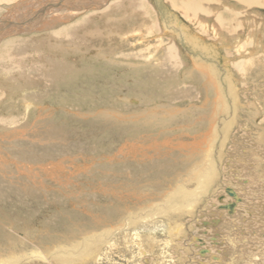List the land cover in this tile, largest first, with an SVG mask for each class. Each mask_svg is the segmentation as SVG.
Instances as JSON below:
<instances>
[{
    "label": "rangeland",
    "instance_id": "rangeland-1",
    "mask_svg": "<svg viewBox=\"0 0 264 264\" xmlns=\"http://www.w3.org/2000/svg\"><path fill=\"white\" fill-rule=\"evenodd\" d=\"M2 1L0 20L8 12L2 7L13 4ZM189 1L194 0H140L143 8L139 4L128 11L130 22H121L109 43L46 48L56 71L49 85L33 83L16 91L8 86L0 116L19 114L23 123L0 126V257L8 261L15 254L21 260L4 264L47 257L52 248H70L88 237L86 258L74 255L62 263L225 262L211 260L207 247L229 264H264V0H195L203 6L199 13L184 10ZM86 10L52 23L64 26L96 9ZM172 12L182 30L174 26ZM48 32L31 34L46 37ZM184 32L198 40L196 49L182 38ZM170 42L176 45L172 67L161 50ZM205 62L215 66L219 95L196 68ZM22 94L28 95L25 103ZM105 111L116 119L103 118ZM210 140L216 176L194 199V213L172 212L167 203L179 199L174 192L195 187V175L204 168L200 149ZM227 186L243 199L234 215L219 208L231 200ZM157 205L167 206L173 228L182 223L186 229L173 243L161 229L163 214L153 212ZM149 213L150 219L129 223Z\"/></svg>",
    "mask_w": 264,
    "mask_h": 264
},
{
    "label": "bare ground",
    "instance_id": "bare-ground-1",
    "mask_svg": "<svg viewBox=\"0 0 264 264\" xmlns=\"http://www.w3.org/2000/svg\"><path fill=\"white\" fill-rule=\"evenodd\" d=\"M65 1V2H64ZM126 0H68L66 2V0H4L2 2L5 3H9L12 2V5H9L8 7H2L4 8L7 12V16L3 19L0 20V90H4L2 91V95H0V104H2L1 102L5 99V97H7L8 92H10V90L12 88H14L13 90L16 91L18 89H24V87H28L29 89H31V85L33 83H37L40 84L42 86H45L44 83L48 82V85L50 84V81L52 80L51 74L56 72L54 69V65L52 64V59L50 58L49 55H46V48H50L53 47L54 48H60L62 46H71L72 48H78V50L81 48V46L86 45V43H93L92 45H94V43L97 46H100V43L106 42L109 43L113 38H111L114 32H117L115 30L118 29V27L120 26L121 22H125L128 23V21L130 22L129 19V15H128V11L133 9L134 7L136 8L137 6H140L141 2H139L140 0H137V4L134 2H129L128 5L127 3H125ZM203 1V0H202ZM179 2V1H178ZM173 3V2H172ZM177 3V2H176ZM175 3V4H176ZM127 6H126V5ZM140 4V5H139ZM1 2H0V9H1ZM8 5V4H7ZM172 5V4H171ZM177 5V4H176ZM181 5H183V3H181ZM142 6V5H141ZM184 10H188L192 13H199V11L204 12L203 11V6L198 2V1H189L186 2L184 4ZM66 7V8H65ZM131 7V8H129ZM17 8V10H16ZM67 8H70L69 10H67ZM91 8H95V12H90L88 14H86L85 16H82L81 18H77L75 20L72 21V23L70 24H64V26H61V24H54L52 23V19H59L61 18V20L63 18H70L72 16H74L75 11L80 10L85 11L86 9H91ZM134 8V10H136ZM143 8V6H142ZM99 9V10H97ZM2 10V9H1ZM66 11H70V14H65ZM88 10H86L87 12ZM120 11V12H119ZM143 11V10H142ZM119 12V14H118ZM132 12V11H131ZM145 12V11H144ZM176 12V11H174ZM141 13V11H140ZM138 14L139 16H142L141 14ZM150 13V12H149ZM185 13V12H184ZM134 14V13H133ZM144 14V13H142ZM171 14V13H170ZM54 15V16H53ZM172 15H177L175 13L172 12ZM204 15V14H203ZM134 16V15H132ZM146 16V14H145ZM144 16V17H145ZM138 17V16H137ZM68 18V19H69ZM143 18V17H140ZM174 18V17H173ZM104 19V20H103ZM123 20V21H121ZM142 20V19H141ZM57 21V20H55ZM71 21V20H70ZM100 21H104L105 23L100 24ZM152 20H150L151 22ZM58 22V21H57ZM99 22V23H98ZM140 23V22H138ZM144 23V21H143ZM152 24V22H151ZM150 24V25H151ZM156 24V23H154ZM127 25V24H126ZM125 25V26H126ZM131 25V24H130ZM141 25V24H140ZM145 25V24H144ZM148 25V23H147ZM153 25V24H152ZM158 25V24H157ZM138 26V25H137ZM149 26V25H148ZM175 27H177V30H182L181 27L182 24L179 21V18L176 16L175 17ZM183 26L186 27V25L184 24ZM145 27V26H143ZM147 27V26H146ZM157 27V26H156ZM126 29H128V27H125ZM130 28V27H129ZM137 28V27H136ZM154 28V25L151 27ZM150 28V29H151ZM172 28V27H171ZM125 29V30H126ZM156 29V28H155ZM165 29V28H164ZM42 30H46L48 33L46 35V37L44 36H36L33 35L35 33H38ZM120 30V29H119ZM118 30V31H119ZM160 30V29H158ZM162 30V29H161ZM190 30V29H188ZM137 31V29H136ZM186 31V29H185ZM125 32V31H124ZM159 32V31H157ZM169 32V31H168ZM120 33V32H119ZM118 33V34H119ZM194 33V32H193ZM158 34V33H157ZM167 34V33H166ZM180 34V33H179ZM178 34V37H179ZM192 34V32H191ZM31 35V36H30ZM123 35V34H122ZM129 35V34H128ZM140 35V34H139ZM154 35V34H152ZM174 35V34H173ZM195 35V34H194ZM119 36V35H118ZM121 36V34H120ZM126 37V35H124ZM182 38L187 42L190 43L193 48H197L199 46V44L197 43L198 40H195L193 37L191 38L189 34H187V32L182 33ZM176 37V34H175ZM119 38V37H118ZM98 39V40H97ZM157 41L158 39H160V37H156ZM201 39V38H200ZM97 40V41H96ZM118 40V39H117ZM124 40V39H123ZM160 41V40H159ZM158 41V44H159ZM120 42V41H119ZM173 42V41H172ZM168 43L166 46H162L161 50L164 51V56L160 57L163 59H165L166 63H168V65L171 66V61L176 60L173 57V54L176 52H174V47L171 43ZM84 43V44H83ZM161 43V41H160ZM88 45V44H87ZM86 48H89V45ZM105 45V44H103ZM205 45V44H203ZM126 46V45H125ZM179 46V45H178ZM107 47V46H106ZM158 47V46H157ZM92 48V47H91ZM93 52H97V48L95 49ZM190 48V47H189ZM205 47H202V49ZM109 49V48H108ZM107 49V51H108ZM141 49V48H139ZM137 49L136 51L139 52L141 50ZM208 48H205V50ZM63 50V49H62ZM84 50V49H83ZM88 50V49H86ZM93 50V49H92ZM110 50V49H109ZM130 50V49H128ZM128 50H126L128 52ZM139 50V51H138ZM160 50V51H161ZM201 50V48H200ZM204 50V49H203ZM204 50V52H205ZM68 51V50H67ZM85 51V50H84ZM119 51V50H118ZM132 51V49H131ZM154 51V50H153ZM161 51V52H162ZM208 51V50H207ZM89 53L91 51H86V53ZM120 52V51H119ZM124 52V51H123ZM135 52V51H134ZM142 52V51H141ZM56 53V52H55ZM81 54L84 52H80ZM85 53V54H86ZM112 53V51H111ZM121 53V52H120ZM160 53V52H159ZM60 54H62L60 52ZM100 54V53H99ZM115 54V53H114ZM126 54V53H124ZM129 54H131L129 52ZM136 53V57H137ZM140 54V52H139ZM142 54V53H141ZM151 53H149L148 55H150ZM177 54V53H176ZM179 54V53H178ZM64 55V54H63ZM79 55V54H78ZM132 55V54H131ZM129 55V56H131ZM147 55V57H149ZM60 56V55H59ZM105 56V55H104ZM109 56V55H108ZM107 56V57H108ZM135 56V55H133ZM132 56V57H133ZM158 56V55H157ZM155 56V57H157ZM179 56V55H178ZM177 56V57H178ZM31 57V58H30ZM83 57V55H82ZM95 57V56H94ZM106 57V58H107ZM154 56H150V58H152ZM180 57V56H179ZM199 57V56H198ZM60 58V57H58ZM109 58V57H108ZM146 58V56H145ZM191 58V57H190ZM111 59V58H110ZM61 60V59H60ZM159 60V59H158ZM108 61V60H107ZM145 61V60H144ZM147 61V60H146ZM150 61V60H149ZM147 61V62H149ZM160 61V60H159ZM56 63V61H54ZM62 62V60H61ZM125 62V61H124ZM146 62V63H147ZM59 63V61H58ZM151 64V61L150 63ZM173 64V63H172ZM201 64V63H200ZM209 64V63H208ZM61 65H63V62L61 63ZM202 65L204 67H202ZM65 66V65H64ZM62 66V67H64ZM144 66V65H143ZM199 67H196L199 69L200 74L203 78H205L208 83H210V85L213 87L214 91L216 94H221V89L219 87V83L217 81V77L215 76V72H214V67L211 66H207L206 62L205 65L201 64L198 65ZM58 67V66H57ZM61 67V68H62ZM145 67V66H144ZM137 68V66H136ZM195 68V69H196ZM57 69V68H56ZM67 69V68H66ZM132 69V68H131ZM139 69V68H138ZM144 69V68H142ZM140 69V70H142ZM60 70V69H59ZM140 72V71H139ZM190 72V71H189ZM72 73V72H71ZM137 73V72H136ZM53 75V74H52ZM64 75V74H63ZM51 77V78H50ZM58 78V77H56ZM21 79V81H20ZM59 79V78H58ZM55 80V79H54ZM56 81V80H55ZM54 81V82H55ZM228 81V80H227ZM226 81V82H227ZM231 82V81H230ZM233 85V82H231ZM227 84V83H226ZM230 84V83H229ZM39 85V86H40ZM12 87L11 89L8 87ZM33 86V85H32ZM234 87V85H233ZM4 88V89H3ZM5 88H9L8 91H6L7 89ZM38 88V87H37ZM16 89V90H15ZM41 89V87H40ZM39 89V90H40ZM127 89V88H126ZM235 89V87H234ZM22 91L23 90H19ZM41 91V90H40ZM229 91V90H228ZM38 92V91H37ZM233 92V91H231ZM236 92V91H235ZM234 92V94H235ZM238 92V91H237ZM11 93V92H10ZM134 95V94H133ZM237 95V94H235ZM234 95V96H235ZM25 94H22V98L20 97V101H22V103H25V100H27ZM43 97V95H42ZM147 97V96H146ZM30 99L34 100V94H30ZM36 99V98H35ZM132 100V99H131ZM236 100V99H235ZM42 101V100H41ZM130 101V100H129ZM133 101V100H132ZM135 101V100H134ZM138 101V100H137ZM218 102L221 100H217ZM238 101V100H237ZM33 102V101H32ZM215 102V101H214ZM35 103V102H34ZM217 102H215L216 104ZM233 104H235L234 102H232ZM219 104V103H218ZM222 106V105H221ZM233 106V105H232ZM193 107V106H192ZM220 107V106H219ZM26 108V105H25ZM34 108V107H33ZM120 108V107H119ZM217 108V107H216ZM27 109V108H26ZM24 110V109H23ZM213 110V109H212ZM119 111V110H118ZM101 112V111H99ZM98 112V114H99ZM140 112V111H139ZM101 114V113H100ZM99 114V115H100ZM108 114V115H107ZM136 114V113H135ZM146 114V113H145ZM104 115L103 118H107L109 119L108 121H110L111 117H114L116 119V115H111L110 117V112L109 113H105L101 114ZM106 115V117H105ZM122 115V114H119ZM147 115V114H146ZM130 116V115H128ZM135 117V116H134ZM22 115H14L13 117H11V114H7V115H1L0 116V126H8V127H15V126H19L18 125V121L20 119H22ZM102 118V116L100 117ZM122 118V116H121ZM140 118V117H139ZM112 119V118H111ZM113 119V120H115ZM123 119V118H122ZM126 119V118H124ZM233 119V118H232ZM25 120V118H24ZM105 120V119H102ZM119 120V119H118ZM117 120V121H118ZM21 121V122H20ZM20 124L23 123L22 120H20ZM26 121V120H25ZM24 121V122H25ZM231 121V120H230ZM233 121V120H232ZM119 122V121H118ZM127 122V121H125ZM131 122V121H130ZM141 122V121H140ZM227 122V121H226ZM225 120L224 123L226 124ZM6 123V124H5ZM26 123V122H25ZM132 123V122H131ZM233 123V122H232ZM231 123V125H232ZM35 124V123H34ZM118 124V123H117ZM224 124V125H225ZM22 125V124H21ZM223 125V126H224ZM228 125V124H226ZM42 126V125H41ZM222 126V128H223ZM229 126V125H228ZM38 127V126H37ZM214 128V127H213ZM227 128V127H226ZM224 127V129H226ZM18 133V132H17ZM21 133V132H20ZM225 133V132H224ZM223 133V136H224ZM215 134V133H214ZM213 134V135H214ZM212 137V136H211ZM213 138V137H212ZM225 141V140H224ZM221 143V142H220ZM212 141H207L206 144H204V147L202 149H200L203 152V160H204V168H201V170L197 171V174L195 175L196 178V185L193 189L191 190H187L185 188V186H181L184 188H178V190L176 192H174L175 197L174 198H179L178 200H175L173 198H171V201H169L167 204L175 211H180L181 213H192L193 210L192 208H194V199L200 198V196H202L204 193H206L208 187L210 186V182L213 179V177L216 176L217 174V167H216V161L213 158V150H212ZM181 145V144H180ZM133 146V145H132ZM196 146L198 147V145L196 144ZM195 146V147H196ZM43 147V146H42ZM175 147V146H174ZM185 147V146H184ZM214 147V146H213ZM132 148V147H131ZM183 148V147H182ZM200 148V147H198ZM168 149V148H167ZM156 150V149H155ZM192 150V149H191ZM142 151V150H141ZM193 151V150H192ZM135 152V151H134ZM196 152V151H195ZM140 153V152H139ZM183 153V151H182ZM200 153V151H199ZM198 153V154H199ZM221 154V153H220ZM216 155V154H215ZM214 155V156H215ZM221 158V157H220ZM202 160V161H203ZM2 166V165H1ZM226 188H230L232 189V191L235 193V196H230L231 200L225 202V203H234V207L231 211L225 209L227 212L233 214L235 212H237V206L238 203L241 202L242 196L236 191V189H234L231 186H227ZM174 191V190H173ZM207 195V194H206ZM173 196V195H172ZM202 198V197H201ZM173 199V200H172ZM193 199V200H192ZM228 200V199H227ZM224 203V204H225ZM148 204V203H147ZM157 207V208H156ZM155 208L157 209L156 211H153L154 213H162L164 216V220L162 222H164L163 225H160L163 229L166 231V233L168 234V237L170 238V241L173 243V237L176 235H179L180 231H184L183 230V225L182 223H179L177 225V229L173 228V226H171L170 224V214L171 212L169 211V214L167 209H166V205L164 206H159L157 205ZM219 208H222V204L219 205ZM224 209V208H222ZM171 210V209H170ZM176 211V212H177ZM224 212V211H223ZM153 213V214H154ZM178 213V212H177ZM174 212V215L177 214ZM179 213V214H181ZM194 213V212H193ZM218 213V211H217ZM222 213V212H221ZM161 214V215H162ZM158 215V214H156ZM182 215V214H181ZM198 215V214H197ZM223 215V214H222ZM234 215V214H233ZM177 216V215H176ZM152 217V214H148L146 216H137L134 217L135 219H131L129 221L130 224H133L136 226V224H139L138 220L139 218L141 219H150ZM161 217V216H160ZM181 217V216H180ZM174 217L172 216L171 219H173ZM177 218V217H176ZM158 219V218H157ZM175 219V218H174ZM137 220V221H136ZM177 220V219H176ZM191 220V219H190ZM160 221V220H159ZM215 225L216 223L219 224V221H217L215 219ZM212 222V220H211ZM222 222V221H221ZM220 222V223H221ZM176 223V222H175ZM122 224V223H121ZM141 224V223H140ZM226 224V223H225ZM143 225V224H142ZM145 226H147L146 224H144ZM157 226V224H155ZM176 225V224H175ZM217 227V226H216ZM113 228V227H112ZM132 228H134L132 226ZM137 228V227H136ZM155 228V227H154ZM218 228V227H217ZM115 229V228H114ZM135 229V228H134ZM138 229V228H137ZM140 229V228H139ZM151 229H153L151 227ZM116 230V229H115ZM114 230V231H115ZM157 230V229H156ZM137 231V230H136ZM108 232V234H111V230L110 231H106ZM165 233V234H166ZM95 234V233H94ZM112 235V234H111ZM200 235V234H199ZM91 236V235H90ZM101 236V235H99ZM98 236V237H99ZM104 236V235H102ZM107 236V235H106ZM109 236V235H108ZM57 237V236H56ZM86 237V236H85ZM88 237V235H87ZM137 237V236H136ZM142 237V236H141ZM81 238V237H80ZM60 239V238H59ZM85 239V238H84ZM95 239V238H94ZM101 240V238H98V240ZM198 239L200 240V244H203L202 242L203 239L201 237H198ZM76 240V239H75ZM74 240V242H75ZM92 239L91 238H86L85 242L83 243H75V245L71 246L70 248L68 247V245H59V247H55L54 249L52 248V251L54 250L55 252H53L52 254H45L47 257H44L43 255H34L33 256V260H29L24 264H59L62 262L68 263L70 262V258L74 255H77L79 257H83L84 254L86 253V250L89 249L90 247V241ZM97 240V239H96ZM108 240V239H107ZM141 241V240H140ZM226 241V240H225ZM58 242V240H57ZM73 242V243H74ZM93 242V241H92ZM227 242V241H226ZM54 243V242H53ZM98 243V242H97ZM72 244V242L70 243ZM95 244V242L93 243ZM102 244V243H101ZM148 244V243H147ZM218 244V243H217ZM226 244H228V246L231 244L229 242H227ZM98 245V244H97ZM55 246V244H54ZM53 246V247H54ZM92 246V245H91ZM94 246V245H93ZM227 246V247H228ZM95 247V246H94ZM232 247V246H231ZM187 250L188 247L186 246ZM233 248V247H232ZM8 247L5 249L7 251ZM13 249V248H12ZM146 249V248H145ZM185 249V248H184ZM204 249L206 250V252H208V256H213L217 261H225L223 264H229L226 262V260H224V258H220L218 256H214L213 254H210V250L207 247H204ZM202 250L201 252V256H204V252L205 250ZM214 250V249H213ZM51 251V250H49ZM48 251V252H49ZM147 251V250H146ZM34 252V251H33ZM205 252V253H206ZM91 253V252H90ZM8 254V252H7ZM11 254V253H10ZM21 254V253H20ZM25 254V253H24ZM51 254V255H50ZM9 255V254H8ZM15 255V254H13ZM12 256L8 257V261H15L20 259L19 257H14ZM26 255V254H25ZM28 255V254H27ZM16 256V255H15ZM29 256V255H28ZM31 256V255H30ZM29 256V257H30ZM26 257V256H25ZM89 257V255H88ZM7 258V257H6ZM43 258V259H41ZM84 258H86V256H84ZM29 259V258H27ZM75 259V258H74ZM79 259V258H78ZM21 260V259H20ZM81 260V259H80ZM5 260V258H1L0 257V264H4L6 262H8ZM59 261V262H58ZM18 262V261H17ZM20 262V261H19ZM80 262V261H79ZM78 262V263H79ZM88 262V261H87ZM159 262V261H158ZM62 263V264H65ZM220 263V262H219ZM22 264V263H21ZM156 264V263H153ZM160 264V263H159Z\"/></svg>",
    "mask_w": 264,
    "mask_h": 264
},
{
    "label": "water",
    "instance_id": "water-1",
    "mask_svg": "<svg viewBox=\"0 0 264 264\" xmlns=\"http://www.w3.org/2000/svg\"><path fill=\"white\" fill-rule=\"evenodd\" d=\"M225 192L230 196H235V193L230 188H225ZM233 207H234L233 202L222 204V208L227 209L229 211H231L233 209ZM151 264H153V263H151Z\"/></svg>",
    "mask_w": 264,
    "mask_h": 264
}]
</instances>
